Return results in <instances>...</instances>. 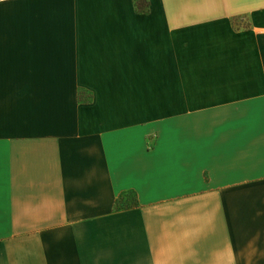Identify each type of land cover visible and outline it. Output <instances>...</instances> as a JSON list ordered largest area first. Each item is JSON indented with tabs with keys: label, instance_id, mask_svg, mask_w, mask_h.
Segmentation results:
<instances>
[{
	"label": "crops",
	"instance_id": "obj_1",
	"mask_svg": "<svg viewBox=\"0 0 264 264\" xmlns=\"http://www.w3.org/2000/svg\"><path fill=\"white\" fill-rule=\"evenodd\" d=\"M0 264H264V0H0Z\"/></svg>",
	"mask_w": 264,
	"mask_h": 264
}]
</instances>
